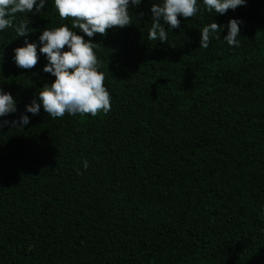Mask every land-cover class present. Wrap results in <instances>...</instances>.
Masks as SVG:
<instances>
[{
	"label": "trees",
	"instance_id": "16d2710c",
	"mask_svg": "<svg viewBox=\"0 0 264 264\" xmlns=\"http://www.w3.org/2000/svg\"><path fill=\"white\" fill-rule=\"evenodd\" d=\"M156 3L84 36L100 45L111 94L96 117L26 112L55 80L39 36L71 28L54 0L0 31V89L17 107L0 122L29 116L0 127V264H264V0L224 15L198 0L196 16L163 25L167 43L147 39ZM25 19L32 31L17 36ZM231 19L239 47L223 39ZM213 22L221 30L200 48ZM25 41L37 45L31 70L14 61Z\"/></svg>",
	"mask_w": 264,
	"mask_h": 264
},
{
	"label": "clouds",
	"instance_id": "9594fccd",
	"mask_svg": "<svg viewBox=\"0 0 264 264\" xmlns=\"http://www.w3.org/2000/svg\"><path fill=\"white\" fill-rule=\"evenodd\" d=\"M142 0H54V7L61 20H71V28L62 25L45 28L39 36L42 47L39 53L47 58L45 73L55 77L51 85H45L38 92L39 102L33 99L26 106V112L37 115L41 106L51 119L63 118L65 114L91 115L107 114L111 110V94L104 85L105 74L99 71L101 62L96 55L99 44L86 41L84 36L93 38L96 34L104 36L107 31L124 28L132 24L129 8L139 6ZM204 9L217 15H224L229 10L244 6L246 0H202ZM45 8V0H0V31L12 28L18 14L39 13ZM200 11L198 0H159L151 7L152 21L147 33L149 41L158 40L167 43L168 34L163 25L170 29L180 27V19L193 18ZM163 22V23H162ZM242 21L231 19L226 25L228 34L223 38L230 47H239V25ZM28 20H22L15 26L17 36H27L32 29ZM84 35H77V31ZM221 30L215 22L200 30V48L206 49L213 35ZM220 39L219 36L215 37ZM14 49V61L18 68L31 70L39 61L37 45L28 43ZM68 50L65 51L64 49ZM17 111L16 101L10 93L0 89V117ZM23 127L29 123V116L20 119L2 121L5 124ZM88 162L83 167L88 168Z\"/></svg>",
	"mask_w": 264,
	"mask_h": 264
}]
</instances>
